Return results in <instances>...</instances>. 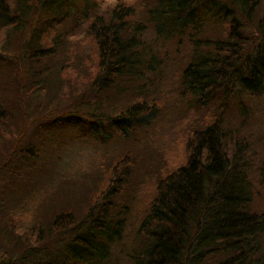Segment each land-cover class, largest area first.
Masks as SVG:
<instances>
[{"label":"trees","instance_id":"trees-1","mask_svg":"<svg viewBox=\"0 0 264 264\" xmlns=\"http://www.w3.org/2000/svg\"><path fill=\"white\" fill-rule=\"evenodd\" d=\"M18 2L0 0L2 28L13 26L26 12L15 10ZM66 2L69 8L66 15H70L71 5L74 10L81 5L80 18L74 24L60 27L64 24L61 20L55 24L59 29L54 27L47 32H43L44 23L39 26L45 33L38 41L42 45L32 46L30 59L26 58L34 65L33 70L22 68L19 61L9 58L12 69L0 72L3 80L0 91L6 93V97L0 96V143L18 127L19 120L21 130L30 123L29 119L38 115L41 108L33 98L41 97L43 91L46 93L50 83L53 87L60 84L62 91L69 89V96L78 90V96L67 101L66 106L71 107L64 106L69 108L67 111L74 110L77 117L88 88L108 94L120 85L119 94L123 97L126 88H137L141 93L138 99L134 95L122 100L116 97L107 102L109 106L100 102L93 106L95 112L99 106L110 108L103 120L108 118L107 124L126 139L158 112L156 101L137 82L144 81L146 71L162 73L163 62L156 56L163 52L164 44L174 42L178 53V47L186 43L189 45L186 57L176 66L180 94L188 106L202 113L201 122L184 133L183 164L151 179L150 196L147 195L143 207L140 205L139 215L135 214L138 222L129 245L134 247L130 260L133 264H264V211H253L249 193L252 181L247 169L251 154L246 153L245 143L235 141L236 150L229 157L226 141L230 134L237 137L235 131L230 133L228 126L221 125L224 113L231 115L232 110L238 113L244 99L264 97V0ZM76 13L77 17L79 13ZM142 23L146 26L142 27ZM150 32L154 37L138 35ZM11 39H8L11 50H19L20 38ZM7 54L0 52L1 61L8 58L4 56ZM46 59L54 62L51 72H46L48 68L42 65ZM78 81L83 83L82 92L75 88ZM20 99L24 107L21 113L17 108ZM57 116L69 122L66 115ZM61 123L57 125L53 120V125L45 124L43 130L60 131L64 127L59 128ZM22 151L21 161L29 167L28 147ZM117 155H113L112 164L104 167L101 177L94 179V188L85 193L91 199L95 193L107 192L108 200L101 203L94 217L91 210L80 221L70 211H56L48 220L41 214L32 217L34 224L30 232L35 244L21 248L17 257L10 256V252L0 253V264L106 262L112 245L121 238L124 220L130 215L120 200H128L129 182L138 170L135 162L138 158L130 150ZM16 161L20 164L18 158ZM161 169L167 167L162 165ZM254 172L252 177L264 183V161ZM5 190L8 193L3 192L0 197V212H11L7 219L9 232L5 236L12 235V240L21 236V241L24 228L15 217L21 200L11 196L8 188ZM112 204L118 208L111 210ZM113 215L122 218L114 223ZM64 235H69L68 242L63 243ZM11 239L2 240V244L8 246Z\"/></svg>","mask_w":264,"mask_h":264},{"label":"rangeland","instance_id":"rangeland-1","mask_svg":"<svg viewBox=\"0 0 264 264\" xmlns=\"http://www.w3.org/2000/svg\"><path fill=\"white\" fill-rule=\"evenodd\" d=\"M135 1L126 0L129 4ZM66 4V0H19L15 10H26L22 18L18 19L19 21H16L13 26L6 25L2 28L0 25V52H8V56L4 55L8 57L3 59L4 62L0 59V62L3 63L0 66V72H9L12 69L13 66L8 64L9 58L14 62L19 61L22 68L29 67L30 70H33L31 67L34 65L30 64V60L27 61V59H30L28 56L32 51V46L38 47L41 44L38 41L42 40L45 34L43 32H47L48 29L53 30L54 27L59 29L55 24L60 23L61 20L64 24L60 27L67 26L68 23L74 24L80 18V12L83 10L81 5L78 4L75 10L71 5L70 15H66L65 10H69ZM48 11L50 13L46 17ZM76 12L79 13L77 17ZM139 14L144 17L141 11ZM16 15L20 17L19 14ZM42 23H44L43 32L39 28ZM145 26L146 23H142V27ZM49 33L53 32L49 31ZM138 35L139 37H154L151 32L138 33ZM16 37L20 38L19 42L16 40L20 49L11 50L8 39L14 40ZM48 38L51 39V37ZM188 49L189 45L184 43L178 47V53H175L177 49L174 42L164 44L163 52L156 56L163 62L160 66V70L164 67L162 73L146 71L144 81L137 82V86L140 85L143 91L150 95V99L156 101L159 113H156V118L147 119L148 124L143 125L142 128L130 132L126 139L120 138L103 121L110 108L99 106L98 112H95L93 106L99 102L100 104L107 103L116 97L122 100L124 97L134 95L138 99L141 93L135 87L126 88L124 97L122 93L119 94L122 89L120 85L110 89L111 93L108 94L102 93L105 91L99 89H86L78 117L74 115V110L67 111L71 107L70 105L66 106L67 101L78 96V90L72 93L74 96H69L71 95L69 89L62 91L59 87L60 84L53 87V84L50 83L46 93L43 91L41 97L33 98L36 105L41 108L40 112L37 111L38 115L29 119L30 123L27 122V125H24L25 128L21 130L19 129V120L18 127H15L13 132H10V135L0 143V197L3 192L8 193L5 190L8 188L11 196L21 200L17 205L15 217L19 219L24 228V232H21L24 234L21 241H19L21 236L13 238V240L11 239L12 235L6 237L5 233L9 232L7 219L11 212L8 210L0 212V253L10 252V256L17 257L21 253V248L33 246L32 244L35 243L30 232L34 224L32 217L38 218L39 214L43 219L48 220L49 216L56 211H70L80 221L84 220V216L91 210L90 215L94 217L96 215L94 212L100 209L101 203L108 200L107 192L104 191L101 195L95 193L91 199H88L85 193L94 188V179L101 177L105 170L104 167L108 163L112 164L115 154L121 156L130 150L138 158L135 160L138 170L132 176L131 183L129 182V195H126L128 200H120L121 205L124 203V206L129 209L130 215L127 221L124 220L121 238L112 245L107 261L102 264H133L129 256H134V247L129 245L138 222L135 214L139 215V208L144 206L147 195L150 194L151 179L162 175L168 169L173 170L183 164L184 133L186 130H191L193 125L195 127L201 122L202 113L188 106L186 99L180 94L182 90L176 66L179 60L185 59ZM22 59L24 60L22 61ZM47 60L46 62L42 61V65L44 68H48L46 72H51L50 66L54 62ZM54 69L56 70V68ZM2 81L0 79V86ZM81 81L76 82L75 86L76 89H80V92L83 88L81 83L84 82ZM2 95L6 97V93L0 91V96ZM52 99L53 101L50 102ZM230 106L233 108V105ZM60 107L61 110H59ZM17 108L21 113L24 108L21 99ZM232 111L231 115L224 113L221 125L228 126L230 133L235 131L237 138L230 134V138L226 141L228 143L226 149L231 157L232 152L234 153L236 150L235 141V143H239V141L241 144L245 143L247 146L246 153L251 154V165L247 169V174L252 181L249 191L252 194V208L253 211L261 212L264 211V183L258 182L252 176L261 161H264V97L258 100L246 98L238 113L235 110ZM89 113L94 115V119ZM59 114L66 115L70 124H68L67 118L57 116ZM23 118L28 117L21 119ZM53 120L57 125L62 122L59 128L64 127L60 131L53 132L43 130L45 124L53 125ZM19 132L23 136H20ZM36 145H39V148ZM26 147H28V156H30L29 167L25 165L24 161H21L24 157L22 150H25ZM17 158L20 164L16 161ZM162 165L167 169L159 170ZM15 168L23 171L18 172ZM92 192L94 191L92 190ZM126 196L124 197L126 198ZM113 207L118 208L112 204L111 210L114 209ZM113 217L115 218L114 223L122 218L116 215ZM68 236L64 235L63 243L69 241L70 237ZM4 238L12 240L6 244L9 247L2 244Z\"/></svg>","mask_w":264,"mask_h":264}]
</instances>
